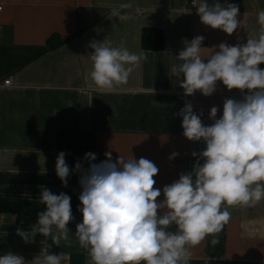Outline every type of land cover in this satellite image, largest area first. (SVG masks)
<instances>
[{"label": "crops", "instance_id": "crops-1", "mask_svg": "<svg viewBox=\"0 0 264 264\" xmlns=\"http://www.w3.org/2000/svg\"><path fill=\"white\" fill-rule=\"evenodd\" d=\"M122 2L127 0H0V197L39 201L43 187L79 201L80 173L72 172L67 187H62L55 161L63 151L70 171L77 161L87 169L85 154L59 150L55 135L60 130L93 133L101 162L105 152H111L113 162L119 155L153 162L159 170L154 187L162 189L179 174L191 172L196 162L192 152L204 149L203 143L183 136L177 110L189 102L203 113L202 123L210 125L211 107L220 110L219 118L225 99H242L239 90H227L219 81L211 96L197 91L186 97L180 80L167 73L180 63L174 57L184 49L185 40L204 37L205 62L222 42L234 46L239 38L246 43L248 34L259 30L257 13L264 10V0H218L239 8L241 26L231 36L203 25L188 0H134L133 7H140L142 15L128 10L132 18L113 17L112 9ZM143 28L161 31V49L142 48ZM93 40L133 53L147 52L148 60L133 70L126 85L101 90L88 77ZM258 67L264 69V64ZM7 80L10 85L3 84ZM174 152L178 155L170 160ZM162 199L163 194L158 197ZM228 210L231 220L219 233L220 244L211 246L209 236L192 247L190 264H264V200L254 207ZM73 216L68 227L74 234L82 214ZM17 228L31 229L18 226L15 214L0 213V256L13 252L30 264L46 246L45 238L37 234L33 243L26 244ZM47 243L50 254L61 255V264H69L72 254H82L84 264H91L88 252L71 233L59 247L50 238Z\"/></svg>", "mask_w": 264, "mask_h": 264}, {"label": "clouds", "instance_id": "clouds-1", "mask_svg": "<svg viewBox=\"0 0 264 264\" xmlns=\"http://www.w3.org/2000/svg\"><path fill=\"white\" fill-rule=\"evenodd\" d=\"M134 0L113 8V17L132 18L142 15ZM203 25L219 29L231 36L241 26L236 4H221L218 0H192ZM259 30L248 34L246 43L228 45L222 42L214 48L207 62L201 56L203 36L185 40V47L174 58L169 77L180 80L184 96L197 91L208 97L216 91L217 82L227 90L237 89L241 100L225 99L222 112L216 106L209 110L210 125L202 123L193 106L185 102L182 117L183 136L201 142L204 149L192 152L196 157L191 172L162 189L154 187L158 168L140 158L118 156L113 162L111 152L106 160L93 163L95 153H86L70 171L65 152L55 161V173L62 187H67L72 172H79L81 192L78 197L82 221L73 234L68 225L74 220L71 197L64 192L54 194L41 187L38 197L44 209L37 214L30 231L19 228L16 234L26 243H33L37 234L45 239V247L30 264H61L60 254H50L47 240L59 247L70 233L81 249L86 250L91 264H190L191 248L209 236L210 244H220L219 233L231 220L229 207H254L264 200V10L257 13ZM92 63L88 77L94 85L111 92L126 85L136 67L148 60L149 53L130 52L126 47H114L105 40H93ZM171 55V54H170ZM172 56V55H171ZM178 154L172 153L169 159ZM163 194V199L158 200ZM175 225L176 230L170 228ZM0 264H29L23 256L7 252Z\"/></svg>", "mask_w": 264, "mask_h": 264}, {"label": "trees", "instance_id": "trees-1", "mask_svg": "<svg viewBox=\"0 0 264 264\" xmlns=\"http://www.w3.org/2000/svg\"><path fill=\"white\" fill-rule=\"evenodd\" d=\"M141 46L143 49H161L163 47V36L160 30L154 28H143L141 30ZM56 146L59 150L81 151L95 153L97 159L93 163H100L99 151L96 147L95 137L89 131L60 130L55 135ZM87 167L88 162L86 161ZM80 201L71 200L72 213H80L77 209ZM44 209L39 201L11 200L0 197V213L10 212L15 214L18 226L32 228L37 220V214ZM69 264H84L82 254H72Z\"/></svg>", "mask_w": 264, "mask_h": 264}, {"label": "built area", "instance_id": "built-area-1", "mask_svg": "<svg viewBox=\"0 0 264 264\" xmlns=\"http://www.w3.org/2000/svg\"><path fill=\"white\" fill-rule=\"evenodd\" d=\"M188 4L192 7V8H194L193 6H192V0H188ZM1 9H2V7H1V5H0V11H1ZM4 85H10L11 84V81L10 80H7V81H4V83H3ZM184 106H182V107H180L178 110H177V114H179L180 113V110H181V108H183ZM196 114H200V112L199 111H195V110H193ZM197 159V158H196ZM196 159H195V161H196ZM192 162V160H189V163H191Z\"/></svg>", "mask_w": 264, "mask_h": 264}]
</instances>
